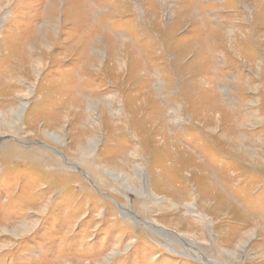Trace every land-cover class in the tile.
Wrapping results in <instances>:
<instances>
[{
    "label": "rangeland",
    "instance_id": "374dc122",
    "mask_svg": "<svg viewBox=\"0 0 264 264\" xmlns=\"http://www.w3.org/2000/svg\"><path fill=\"white\" fill-rule=\"evenodd\" d=\"M174 234L264 264V0H0V264H205Z\"/></svg>",
    "mask_w": 264,
    "mask_h": 264
},
{
    "label": "bare ground",
    "instance_id": "6f19581e",
    "mask_svg": "<svg viewBox=\"0 0 264 264\" xmlns=\"http://www.w3.org/2000/svg\"><path fill=\"white\" fill-rule=\"evenodd\" d=\"M133 216H135V215H133ZM153 225L157 227L158 224H153ZM157 229H159V230L162 229L163 230V228H161V227L159 228V226L157 227ZM173 237L178 239L179 243H181L180 246L183 248L184 252L186 254H188V256H192L194 258H197V259L203 261L205 264H210L212 262L208 257H206L204 254L201 253L202 251H200L198 249V247L195 244V242H193L189 238H185L184 236L182 237L181 235H175V234H174Z\"/></svg>",
    "mask_w": 264,
    "mask_h": 264
}]
</instances>
